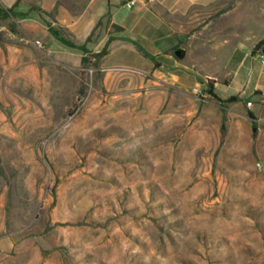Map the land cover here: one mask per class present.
Here are the masks:
<instances>
[{"label":"rangeland","instance_id":"1","mask_svg":"<svg viewBox=\"0 0 264 264\" xmlns=\"http://www.w3.org/2000/svg\"><path fill=\"white\" fill-rule=\"evenodd\" d=\"M124 1H111L121 23L133 15ZM208 2L167 13L171 62L138 52L170 37L117 34L111 14L87 47L120 37L85 69L48 24L82 45L90 16L85 29L56 10L0 21V264H264V126L192 93L229 94L226 62L264 39V0ZM155 61L184 86L144 73Z\"/></svg>","mask_w":264,"mask_h":264},{"label":"crops","instance_id":"2","mask_svg":"<svg viewBox=\"0 0 264 264\" xmlns=\"http://www.w3.org/2000/svg\"><path fill=\"white\" fill-rule=\"evenodd\" d=\"M111 1L41 0L40 7L48 13H51L55 10L59 11L60 16H57L58 19L76 20L77 28L81 27V29H85L87 26L84 22L85 16H90L93 21L97 22H95L86 32L85 38L90 35L98 21L106 14H111L112 25H118L125 29L124 32H117V34H125L129 28H138L142 25L144 28L149 27V33H154L155 31L157 33L155 34L156 36L170 37L172 42L168 45V48H166L167 50L154 49L152 54L147 50L140 48L138 49V52L143 56V58L148 59L159 58L162 55H165L164 58H166L168 62H171V56L169 53L175 49L178 42L175 41L176 30L174 28L173 22L170 19H166L167 13L186 15L188 11L194 6H206L209 4V0H137L136 5L133 9H131L133 13L132 20H130V22L126 20L125 22L121 23L116 20L115 14L112 13ZM16 2L17 0H0V6L4 8H11ZM63 3L67 4L68 6H64ZM58 4L62 6L58 8ZM21 5L24 7H21ZM25 8V4L21 3L19 7L15 9V11L19 13H26L30 9V7H28V9L23 11ZM32 13L36 12H31L30 14ZM118 37H115L116 40L111 46L115 45L119 39ZM260 41H258L256 44H253V46H249L248 48L246 47L245 51L247 52H243V55L239 61H236V57L232 55V53L230 54L226 62L228 82L224 84V86L230 89V92L225 97H220L216 92L218 86V84H216L215 93L224 101L231 96L237 97V103L241 106L243 111H245L248 116L249 114L253 115V119L250 118L252 124L255 123L259 126H264V112L262 107L259 113L255 112V105L251 101V98L253 97H259L261 100L264 99V67L262 65H260L261 68H256L254 66V61L260 59L262 54L264 55V47L257 53H252L254 47ZM245 42V38H243V41H240L236 48H243ZM156 64L159 66V68H156ZM170 68H173L175 72H184L183 69L181 70V65L178 63L172 64V66L170 65ZM165 69L166 68H164L160 62L155 61L152 69L144 73L152 74L154 77L158 78L174 80V82L178 83L180 86H184L185 81H187L184 79V77L181 75H173L170 72L168 73ZM206 77L208 78V76ZM192 78L197 77L192 76Z\"/></svg>","mask_w":264,"mask_h":264},{"label":"trees","instance_id":"3","mask_svg":"<svg viewBox=\"0 0 264 264\" xmlns=\"http://www.w3.org/2000/svg\"><path fill=\"white\" fill-rule=\"evenodd\" d=\"M23 0H17V2L14 4V6H12L11 8H4L2 6H0V21L3 20H10V19H14L16 20L17 18H26L29 16V14L31 12H36L40 15H50V13L46 12L45 10H43L41 7L37 6V5H32L29 9L28 12L26 13H19L16 12L15 9L17 7H19V5L22 3ZM111 1V0H109ZM101 24V21H98V23L96 24L95 28L92 30V32L90 33V35L87 37L86 42L82 45H78L75 42H73L72 40L66 38L60 31H58L57 29H55L54 27H52L50 24H48V30L51 33V35L60 43H62L63 45L67 46L68 48L71 49H75V50H79L83 53V56L81 58V65L82 68H87L89 67L91 64H98L103 58H105L108 54H109V48L110 45L116 40V38L114 36H110L109 39L106 41L104 47L102 48V50L100 52L97 53H93L91 52L88 47H87V43L91 42L92 38L95 36L96 30L99 27V25ZM116 32H124V28L118 26V25H113ZM181 42V41H180ZM5 46L4 42L2 41V46ZM264 47V39L261 40L253 49L252 53L255 54V52L257 50H260ZM156 68H159V66H157V64L155 65ZM208 94L211 95V97H213L215 100H217L220 103H232V102H237L238 99L235 96H231L229 97L227 100H223L221 99L216 93H215V86L212 83L208 84V87L206 88ZM249 117L251 119H253V115L249 114Z\"/></svg>","mask_w":264,"mask_h":264},{"label":"built area","instance_id":"4","mask_svg":"<svg viewBox=\"0 0 264 264\" xmlns=\"http://www.w3.org/2000/svg\"><path fill=\"white\" fill-rule=\"evenodd\" d=\"M136 2L137 0H125L124 5L128 9H133L134 6L136 5ZM261 62H262V65L264 66V55L263 54L261 55ZM192 93L202 101H206L207 98L209 97L207 90L202 88L200 85L195 86L192 89Z\"/></svg>","mask_w":264,"mask_h":264},{"label":"water","instance_id":"5","mask_svg":"<svg viewBox=\"0 0 264 264\" xmlns=\"http://www.w3.org/2000/svg\"><path fill=\"white\" fill-rule=\"evenodd\" d=\"M179 39L180 41H184L185 40V37L182 36V35H179ZM175 55L179 58V59H183L185 57V51L183 49H178L176 50L175 52Z\"/></svg>","mask_w":264,"mask_h":264}]
</instances>
